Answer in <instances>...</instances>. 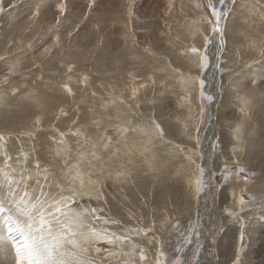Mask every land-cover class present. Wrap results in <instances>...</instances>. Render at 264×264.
<instances>
[{
    "label": "rangeland",
    "instance_id": "rangeland-1",
    "mask_svg": "<svg viewBox=\"0 0 264 264\" xmlns=\"http://www.w3.org/2000/svg\"><path fill=\"white\" fill-rule=\"evenodd\" d=\"M58 2L59 0H0V82L3 81L4 73H6L9 64L13 62L19 63L16 74L10 77L11 84L7 87V90H5L3 83H0V96H4L6 101L5 105L0 107V131L6 130L11 132L17 145L23 148H29L33 141L23 136L17 138L16 132L22 133L26 128L31 129L33 122L39 118L42 124L38 126L35 144L43 160L51 159L49 144L51 142V130L54 127L67 131L71 126V122L77 120L78 117L80 123L86 121L91 124L93 117L100 119V113L102 111L107 116L108 110L102 109L101 105L113 98L117 100L123 99L125 101L124 104L119 105V109L123 113H128L129 118L133 120L137 118L139 121H146L149 115L155 111L157 116H162L169 127L176 133L174 140L177 143L183 141V146L188 148L194 146V141L189 142L186 139L183 131L184 126L188 124L191 127L198 118L203 119V124L201 125L202 131L200 133L202 145L208 142L209 136L210 143L218 141V145L215 152L210 149L211 153H204L203 162L195 155H193V159L197 163L204 164L206 179L208 172H215L216 179L219 181L216 184V188L222 189V191L210 194L206 188L205 193L202 195V207L205 214H203L204 218L201 219L197 231L203 230L206 239V244L203 248V264H232L234 253L240 247H243V252L241 253L243 264H264V224L255 220L251 221L247 226L246 235L243 241H241L240 225L226 219L222 211L226 207L229 209L236 207L234 205L235 196L243 193L247 200L248 196L254 192L253 179L250 173L246 188L243 177L238 180L236 176H232L225 182L222 179V166L224 163L228 162L229 168H234L236 165H233L231 161L235 159L238 161L237 164H240L239 166L244 165V167L246 166V168L255 171L256 174L258 172L260 173L261 167L264 166V148L262 149L264 141L261 142V140H264V83H258L256 86L242 83L237 87V80L243 81L245 78L235 75L244 66L245 62L251 63L254 60L264 59L260 54V48L264 47V15L260 13L259 9L253 11L249 7L255 0H236L235 6L229 0L226 6L230 9L231 14L221 22L225 29V45L222 50L218 43V37L211 32V25L208 23V19L211 18L210 12L206 7L203 10L195 7L198 3L206 5L207 0H95L94 8L87 16L85 14L89 12L87 7L88 0H67L69 9L67 18H62V22L57 25L56 17L58 13L56 12V5ZM212 2L217 7H220L218 0H212ZM37 3L40 4L39 14L33 16L32 13L36 10ZM130 3L134 13L131 21H129L128 15ZM170 4L171 11H169ZM13 5L15 7H12ZM157 11L159 12L157 13ZM158 15L161 16L159 17ZM151 19L157 22L155 23ZM70 31L73 33L71 37L68 35ZM57 35L60 37L59 47L53 43ZM204 36H208L212 41L207 49L209 69L207 68L203 73L206 84L204 93L206 96L212 95V97L219 94V101H216L215 104H210L207 100H201L199 96L200 89L197 86L191 90L189 104L181 99L185 95V92L179 85V82L173 79L170 72L166 73L159 69L166 67L169 61H171L173 64L179 63L184 67V75L199 78L201 71L198 65L191 62L185 64L184 58L180 56V53L191 47H197L201 51H204ZM121 37H123L122 40ZM145 47H148L153 55L150 56L145 53ZM44 48H50L52 50L51 58L47 54L41 55ZM188 56L191 57V54L189 53ZM217 57H220V60ZM214 58L218 60L216 67L218 82H214V77L211 76ZM36 64H41V67H35ZM68 64L76 65V69L71 74L73 77L71 87L73 88L74 95L63 93L59 87L60 83L67 79ZM218 67L225 69L231 68L233 72H221L218 70ZM84 73L90 76L87 84L79 83ZM148 76L153 77L154 84L151 80L147 79ZM39 77H43V79H38ZM140 84H145L146 87L140 88ZM17 86H19L21 91L37 92L42 98L43 104L38 102L34 111L21 108L15 102L16 97L11 95V91ZM134 88L138 89V94L135 99H131ZM258 92L260 93L258 94ZM237 94L239 96H246L249 102L251 100L246 114L244 113L245 115L240 111L241 104ZM223 95L227 98H224V102L220 103L222 97H224ZM256 104H259V106ZM202 105L205 108L203 116H201L200 112ZM209 105L212 108H209ZM61 108L68 113L67 117L60 116L59 109ZM211 109L213 111L212 118L209 116ZM224 115L225 117L231 115L230 120L232 122L230 123L228 120L219 119ZM241 117L243 119L245 117L244 121L247 118L245 122L247 123L250 120V123L248 122L249 124H246L242 121L243 119ZM253 118L262 119L261 122L263 121V123L261 126L259 125L260 129H257L259 127L258 125L253 124ZM240 123L242 124L240 125ZM252 124L253 126H251ZM237 125L242 126L240 144L242 147L240 146L239 151V153L241 152V156L239 155L235 158L232 153L235 141L231 137L233 129ZM249 127L250 129H247ZM177 129L178 131H176ZM254 129H256V132ZM89 131L92 133L97 131L102 132L103 128L97 129L93 126ZM108 134L114 135L111 130H109ZM136 137L135 135H129L128 139L120 144L118 156L112 157L109 161V163L114 161L111 166L113 168H119L121 165H125L132 169L135 177L134 181H129L123 185L108 178L109 173L107 167L103 172L94 169L95 175L93 176V180H98V183H95L94 186H89L92 191V199L89 200L87 195H85L83 200L78 199L77 203L89 207L103 208L105 211L100 214L101 217L123 219L122 222L123 224L125 223V226L147 228L151 227L154 223L155 228L152 233L136 238L139 243H145V251L148 254L147 264H153L156 248L154 244L147 245V241L152 239L153 235L164 242V250L171 257L174 254L177 239L176 232L171 229V224L179 223L181 229H187L196 225L197 196L194 193L193 183L196 177V167L190 161L182 159L179 154L173 153L170 148L161 145H156L147 152L145 148L149 146L140 138ZM257 138L261 139L258 140ZM68 139L72 140L71 137H68ZM246 140H250V143H246ZM53 147L55 146L53 145ZM223 148L226 151L225 156L222 152L224 150ZM249 148L250 150H248ZM219 150H221L222 154ZM251 150V155L246 153V151L249 152ZM113 151L116 150L113 149ZM167 152L168 155H166ZM254 152L255 154H253ZM172 154L174 156L176 155V157L178 156V158H174ZM257 154L260 156H256ZM110 156V153L107 154L105 159H109ZM154 156L156 163L162 166V171L153 172L150 169L149 164L153 161ZM168 156H170V159ZM249 156L251 158L248 159ZM251 160L253 165L250 164ZM247 161L248 164H246ZM166 163H168V166ZM166 172L168 173L167 176L164 174ZM171 173L174 174L172 175ZM142 175L145 177L143 176V178ZM171 179L173 180L171 181ZM163 181H165L164 183L167 182L166 185ZM160 182H162L163 186L162 184H158ZM226 183L228 184L225 185ZM133 184L137 185L134 187ZM169 184L171 188H168ZM179 185L181 186L179 187ZM166 186L169 191H174L169 193ZM187 186H189V190ZM140 187L146 189L141 190ZM226 187L228 188L226 189ZM164 190L167 192H163ZM187 190L188 192H186ZM132 192L134 195L131 194ZM97 193L101 194L99 198L96 195ZM172 193H176L175 196L178 197L175 203L176 205L173 200L175 196ZM152 194L157 197L155 196L154 199V195ZM161 194L163 195L160 196ZM184 194L185 196H183ZM170 195L174 197L172 198ZM167 196H170V199H166L165 202L168 201L167 204L169 203L170 205L164 202ZM259 198L257 194V199L259 200ZM161 199L164 200L160 201ZM135 202L140 205H136ZM186 202L190 204L188 210L189 213H192L190 220H185L184 217L185 212L183 207L188 204ZM174 205L179 207L173 209L172 215L170 213L167 215L169 217V223L161 227L162 220L166 215L163 214V211L166 209L165 207H175ZM213 206H216V211H218L216 213L218 215L216 219L218 222H214V218L213 220L211 219ZM113 207L118 208L120 212L114 214ZM143 208L146 209L144 210ZM142 211L145 212L143 213ZM255 211L254 209L252 212H247L245 216L253 215ZM125 213H130V215L132 213V215L138 214L139 216L135 215V219L129 220ZM154 213L156 216L158 214V218L155 217ZM178 215L181 216L179 217ZM2 216L3 214L0 213V218ZM89 223H92V221L90 220ZM220 225H224L223 230L216 231ZM94 226L99 228L101 227V223L96 222ZM213 231H216L215 243H213L212 237L210 236V232ZM200 245L201 235L199 234V248ZM98 246L101 247L102 255L105 258L103 264H116L117 258L108 256L109 246L103 243ZM196 248L197 237L194 235L193 243L184 249L181 253L182 257L191 260L193 254L196 252ZM93 255L96 254L93 252ZM199 258L200 251L197 257L198 261Z\"/></svg>",
    "mask_w": 264,
    "mask_h": 264
},
{
    "label": "snow or ice",
    "instance_id": "snow-or-ice-1",
    "mask_svg": "<svg viewBox=\"0 0 264 264\" xmlns=\"http://www.w3.org/2000/svg\"><path fill=\"white\" fill-rule=\"evenodd\" d=\"M229 0H218L220 7H217L212 0H207L206 5L196 4L197 9L207 8L211 18L208 23L211 25V32L218 37V43L223 49L225 45L224 27L222 21L228 17L231 12L226 6ZM95 0H88L87 7L89 15L94 8ZM235 6L236 0H231ZM12 7H15L13 5ZM253 11L259 9L264 15V0H255L249 6ZM40 4H36V10L33 16L39 14ZM67 0H59L56 5V24L62 22V18H67L68 12ZM171 11V4L169 5ZM167 14V13H166ZM129 21L133 17V9L130 3L128 9ZM78 27V26H77ZM71 37L73 33L70 31ZM60 37L57 35L53 41L54 45L59 47ZM212 43L208 36H204V51L197 47H191L180 56L184 58L185 64L188 62L197 64L201 76L193 78L184 75V67L171 61L160 71L170 72L173 79L179 82L185 95L181 97L190 104L191 90L197 86L200 89L199 96L201 100L213 101L212 95H205L206 87L203 78L204 71L209 66L207 55L208 46ZM255 47V45H253ZM144 52L153 55L148 47ZM191 54V57L188 54ZM47 54L52 56L50 48H44L41 55ZM260 54L264 57V47L260 48ZM219 60L220 57H217ZM19 67L18 62L9 64L2 82L5 90L11 84L10 77L16 74ZM35 67H41L36 64ZM76 69L75 64L67 65V79L59 85L61 91L67 95H74L71 83L73 80L72 73ZM221 72H233L231 68L220 67ZM131 75V74H130ZM237 77H244L243 81L237 80V87L240 84L256 86L258 83H264V59L254 60L251 63L245 62L239 72L235 73ZM38 79H43L39 77ZM153 84L155 83L152 76L147 77ZM90 76L84 73L79 83L87 84ZM135 80V78H134ZM146 87L140 84V88ZM138 89L132 90L131 99H135ZM11 95L16 97V103L23 109L35 110L36 104H43V100L37 92L21 91L19 86L11 91ZM94 95V94H93ZM241 113L247 111L249 100L245 96H239ZM6 103L5 97L0 96V107ZM124 103L123 99H111L102 103L101 108L107 111L100 113V119L93 117L91 124L88 122H71L67 131L53 128L51 130V142L49 144L51 159H41L40 152L36 148L37 129L42 121L37 118L33 122L31 129H24L23 132H16V137L21 136L33 141L29 148H23L15 143L11 132L0 131V264H103L105 259L102 255V249L98 245L103 243L109 246L108 256L116 257V264H147L148 254L145 251V245L139 243L136 238L141 235L147 236L153 232L155 224L151 227H132L125 226L122 219L110 217H101L100 213L104 212L103 208L89 207L77 203V200H83L85 195L92 199V191L89 187L98 180H93L95 175L94 169L105 171L106 167L110 179L120 184L134 181L133 170L125 165L119 168L111 167L109 161L112 157H117L120 151V144L126 141L129 135H135L146 143L145 151H150L152 147L161 145L170 148L173 153L179 154L182 159L195 164L196 177L193 181L194 190L197 197L202 196L207 188L209 193L219 192L222 189L216 188L219 181L216 179L215 172L207 173L203 163H197L193 155L203 160L204 152L201 143V125L203 119L198 118L191 127L184 126V136L189 142L194 141L191 148L184 147L183 141L177 143L174 140L175 132L169 127L162 116H157L153 111L146 121L133 120L129 118L128 113H123L119 105ZM161 103H163L161 101ZM138 107V105H137ZM201 116L205 113L202 105L200 108ZM61 117H67L68 113L62 108L59 109ZM58 119V118H57ZM97 129L103 128V131L92 133L91 127ZM111 130L114 135H109ZM178 131V129H177ZM71 137L72 140H69ZM232 139L235 146L232 148L233 156L240 151L241 144V126L237 125L233 129ZM53 145L55 147H53ZM218 141L210 143L213 152L216 151ZM115 149L116 151H113ZM111 154L109 159H105L107 154ZM234 168H229L228 162L222 166V179L227 182L230 177L236 176L239 180L243 177L245 188L248 186V180L253 179L254 192L251 193L247 200L243 193L234 197L236 207L229 209L224 208L223 214L229 219L240 225V239L243 241L246 235L248 224L255 220L264 224V166L261 167L257 176L244 166H239L237 161H231ZM149 167L155 171H162V166L153 161ZM250 173V175H249ZM259 195V200L257 199ZM97 197L101 195L96 194ZM255 211V214L245 216V213ZM128 219H134V215H129ZM92 223H89V221ZM96 222L101 223V227L94 226ZM169 223V217L164 216L161 227ZM199 222L193 227L181 229L179 224H171V229L176 232L177 239L174 254L169 257L164 250V242L153 235L152 239L147 241V245H155V257L153 264H200L197 257L199 255ZM224 225H220L216 231H222ZM216 231L210 232L213 243H215ZM197 237V248L191 260L183 258L181 253L193 243V236ZM93 252L96 255H93ZM243 247L238 248L234 253L232 264H243L241 253ZM138 257V259H137ZM123 258V259H121Z\"/></svg>",
    "mask_w": 264,
    "mask_h": 264
},
{
    "label": "bare ground",
    "instance_id": "bare-ground-1",
    "mask_svg": "<svg viewBox=\"0 0 264 264\" xmlns=\"http://www.w3.org/2000/svg\"><path fill=\"white\" fill-rule=\"evenodd\" d=\"M164 6H165V5H164ZM173 7H174V6H173ZM175 9H176V8H175ZM117 10H118V9H117ZM176 11H177V10H176ZM158 12H159V11H157V13H158ZM154 14H155V13H154ZM150 15H151V14H150ZM158 16H159V15H158ZM160 16H161V15H160ZM160 16H159V17H160ZM150 18H151V17H150ZM146 19H147V18H146ZM151 20H152V19H151ZM165 20H166V19H165ZM152 21H154V20H152ZM148 22H149V21H148ZM150 22H151V21H150ZM154 22L156 23L157 21L155 20ZM146 23H147V22H146ZM158 23H159V22H158ZM165 23H166V22H165ZM189 23H190V22H189ZM160 24H161V23H160ZM160 24H159V25H160ZM148 25H149V24H148ZM155 25H156V24H155ZM153 26H154V25H153ZM206 30H207V29H206ZM130 31H131V30H130ZM166 32H167V31H166ZM148 33H149V32H148ZM128 34H129V33H128ZM121 36H122V35H121ZM123 37H124V36H123ZM123 37H121V40H122ZM129 40H130V39H129ZM141 40H142V39H141ZM150 40H151V39H150ZM115 41H116V40H115ZM144 41H145V40H144ZM120 42H121V41H120ZM123 42H124V41H123ZM156 42H157V41H156ZM126 44H127V43H126ZM151 44H153V43H151ZM154 45H155V44H154ZM216 46H217V45H216ZM217 49H218V48H217ZM218 51H219V49H218ZM120 53H122V52H120ZM215 53H216V51H215ZM217 53H218V52H217ZM222 53H223V52H222ZM220 54H221V53H220ZM103 56H104V55H103ZM120 56H121V55H120ZM219 56H220V55H219ZM104 57H105V56H104ZM123 57H124V56H123ZM132 57H133V56H132ZM136 57H137V56H136ZM139 57H140V56H139ZM119 58H120V57H119ZM120 59H121V58H120ZM126 59H127V58H126ZM221 59H222V58H221ZM212 60H213V59H212ZM219 60H220V59H219ZM128 61H129V60H128ZM130 61H131V60H130ZM221 61H222V60H221ZM131 62H132V61H131ZM141 62H142V61H141ZM219 63H220V62H219ZM217 64H218V60L214 58L213 69L211 70V71H212V75H211V76L214 77V82H218V81H217V78H218L217 75H218V74H217V70H216ZM104 65H105V64H104ZM135 65H136V64H135ZM141 65H142V64H141ZM137 66H138V65H137ZM30 67H31V66H30ZM101 67H102V66H101ZM134 68H135V67H134ZM218 68H219V67H218ZM237 68H238V67H237ZM100 69H101V68H100ZM139 69H140V68H139ZM191 69H192V68H191ZM208 69H209V66H208ZM210 69H211V68H210ZM42 70H43V69H42ZM128 70H129V69H128ZM210 73H211V72H210ZM221 74H222V73H221ZM221 74H220V75H221ZM13 76H14V75H13ZM211 76H210V77H211ZM206 77H207V76H206ZM236 78H237V77H236ZM25 80H26V79H25ZM44 80H45V79H44ZM209 80H210V78H209ZM38 81H39V80H38ZM207 81H208V80H207ZM22 83H23V82H22ZM220 83H221V82H220ZM214 84H215V83H214ZM225 85H226V84H225ZM259 85H260V84H259ZM55 86H56V85H55ZM243 86H244V85H243ZM56 87H57V86H56ZM215 88H216V87H215ZM217 90H218V88H217ZM213 91H214V90H213ZM216 92H217V91H216ZM243 93H244V92H243ZM259 93H260V92H258V94H259ZM263 93H264V92H263ZM227 94H228V92H227ZM244 94H245V93H244ZM235 95H236V94H235ZM261 95H262V94H261ZM220 96H222V95H220ZM223 96H224V95H223ZM247 96H248V94H247ZM255 96H256V94H255ZM245 97H246V96H245ZM250 97H252V96H250ZM262 97H263V96H262ZM262 97H261V98H262ZM220 98H221V97H220ZM224 98H225V96L222 97L220 103L224 102V100H225L227 97H226L225 99H224ZM231 98H232V97H231ZM252 98H253V97H252ZM256 98H257V97H256ZM256 98H255V99H256ZM255 99H254V101H255ZM97 100H98V99H97ZM44 101H45V100H44ZM216 101H217V102L219 101V94H216V95L213 97V101L210 102V104H213V103L215 104ZM233 101H234V100H233ZM54 102H55V101H54ZM124 102H125V101H124ZM250 102H251V100H250ZM250 102H249V103H250ZM252 102H253V101H252ZM255 102H256V101H255ZM260 102H261V101H260ZM263 102H264V100H263ZM263 102H262V103H263ZM236 103H237V102H236ZM123 104H124V103H123ZM218 104H219V103H218ZM218 104H217V105H218ZM250 104H251V103H250ZM236 105H237V104H236ZM252 105H253V104H252ZM256 105H257V104H256ZM262 105H263V104H262ZM36 106H37V105H36ZM42 106H43V105H42ZM221 106H222V105H221ZM248 106H249V105H248ZM250 106H251V105H250ZM253 106H255V105H253ZM257 106H259V104H258ZM257 106H256V107H257ZM44 107H45V106H44ZM82 107H83V106H82ZM251 107H252V106H251ZM209 108H212V106L209 105ZM247 108H248V107H247ZM153 109H154V108H153ZM181 109H182V108H181ZM186 109H187V108H186ZM213 109H214V108H213ZM250 109H252V108H250ZM256 109H257V108H256ZM224 110H225V109H224ZM226 110H227V109H226ZM262 110H263V109H262ZM227 111H228V110H227ZM227 111H226V113H227ZM257 111H259V109H257ZM239 112H240V111H239ZM252 112H253V111H252ZM254 112H255V111H254ZM263 112H264V111H263ZM53 113H55V112H53ZM256 113H257V112H256ZM256 113H254V114H256ZM188 114H189V113H188ZM212 114H213V111H212V109H211V110H210V113H209L210 118H212ZM229 114H232V113H229ZM233 114H234V112H233ZM243 114H244V113H243ZM250 114H251V113H250ZM250 114H249V115H250ZM170 115H171V114H170ZM175 115H176V114H175ZM244 115H245V114H244ZM165 116H166V115H165ZM261 116H263V115H261ZM29 117H30V116H29ZM245 117H246V116H245ZM245 117H244V119H245ZM230 118H231V115H228L227 117H225V115H224V116H221V118H219V119H222V120H223V119H224V120H228V122L231 123L232 120H230ZM141 119H143V118H141ZM241 119H243V118L241 117ZM244 119H243L242 121H244ZM253 119H254V118H253ZM263 119H264V118H263ZM134 120H135V119H134ZM136 120H137V118H136ZM246 120H247V118H246ZM246 120H245V121H246ZM261 120H262L261 118H256V119L253 120V124L258 125V126H259V125L261 126L262 123H263V121L261 122ZM245 121H244V122H245ZM249 121H250V120H249ZM249 121H248V122H249ZM251 121H252V119H251ZM185 122H186V121H185ZM248 122H247V123H248ZM260 122H261V123H260ZM221 123H222V122H221ZM230 123H229V124H230ZM245 123H246V122H245ZM247 123H246V124H247ZM249 123H250V122H249ZM249 123H248V124H249ZM259 123H260V124H259ZM222 124H223V123H222ZM225 124H226V123H225ZM238 124H239V123H238ZM241 124H242V123H240V125H241ZM253 124H252L251 126H253ZM1 125H2V124H1ZM32 125H33V124H32ZM173 125H175V124H173ZM187 125H188V124H187ZM180 126H182V125H180ZM188 126H189V125H188ZM249 126H250V125H249ZM260 126L257 127V129H260ZM171 127H172V124H171ZM226 127H227V125H226ZM241 127H242V126H241ZM243 127H244V126H243ZM247 127H248V125H247ZM173 128H174V127H173ZM180 128H181V127H180ZM263 128H264V127H263ZM221 129H222V128H221ZM225 129H226V128H225ZM225 129H224V130H225ZM243 129H244V128H243ZM247 129H250V127L247 128ZM219 130H220V127H219ZM224 130H222V131H224ZM254 130H255V132H256V129H254ZM176 131H177V130H176ZM183 131H184V130H183ZM247 131H248V130H247ZM247 131H246V133H247ZM249 132H250V131H249ZM255 132H254V133H255ZM257 132H258V131H257ZM263 132H264V131H263ZM181 133H182V132H181ZM221 133H222V132H221ZM221 133H220V134H221ZM261 133H262V131H261ZM222 134H223V133H222ZM223 135H224V134H223ZM226 135H227V134H226ZM241 135H242V134H241ZM256 135H257V134H256ZM181 136H182V135H181ZM245 136H246V135H245ZM251 136H253V135H251ZM257 136H258V135H257ZM259 136H260V135H259ZM212 137H213V136H212ZM222 137H223V136H222ZM243 137H244V135H243ZM246 137H247V136H246ZM136 138H137V137H136ZM208 138H209L208 142L205 143V144L203 145V151H204L205 154H206V153H207V154L211 153V151H210V149H211V148H210V136H209ZM227 138H228V137H227ZM231 138H232V137H231ZM252 138H255V137H252ZM261 138H263V137H261ZM261 138H259V139H261ZM221 139H222V138H221ZM223 139H225V138H223ZM243 139H244V138H243ZM243 139H242V140H243ZM257 139H258V138H257ZM259 139H258V140H259ZM211 140H212V139H211ZM229 140H230V139H229ZM229 140H228V141H229ZM255 140H256V139H255ZM222 141H223V140H222ZM225 141H226V140H225ZM244 141H245V139H244ZM249 141H250V140H246V143H248ZM253 141H254V140H253ZM262 141H264V140H261V142H262ZM232 142H233V141H232ZM222 143H223V142H222ZM249 143H250V142H249ZM252 143H254V142H252ZM256 143H258V142L256 141ZM233 144H234V143H233ZM233 144H232V145H233ZM249 145H250V144H249ZM225 146H226V145H225ZM240 146H241V145H240ZM247 146H248V145H247ZM247 146H246V148H247ZM256 146H257V145H256ZM262 146H263V145H262ZM262 146H261V147H262ZM192 147H193V146H192ZM241 147H242V146H241ZM244 147H245V146H244ZM204 148H205V149H204ZM251 148H252V147H251ZM255 148H256V147H255ZM263 148H264V146L262 147V149H263ZM223 149H224V150H223ZM223 149H222V150H223L222 152H223V154H224V156H225L226 151H225V148H223ZM228 149H229V148H228ZM262 149H261V150H262ZM226 150H227V149H226ZM246 150H247V149H246ZM248 150H250V148H249ZM256 150H257V149H256ZM159 151H160V150H159ZM219 151H220V153L222 154L221 150H219ZM254 151H255V150H254ZM258 151H260V150H258ZM147 152H148V151H147ZM153 152H154V150H153ZM155 152H156V151H155ZM165 152H166V151H165ZM168 152H170V151H168ZM168 152H167L166 155H168ZM250 152H252V150L249 151V152L246 151L247 154H250V155H251ZM156 153H157V152H156ZM171 153H172V152H171ZM257 153H258V152H257ZM263 153H264V151H263ZM151 154H153V153H151ZM164 154H165V153H164ZM240 154H241V152H240V153L238 152V153L235 155V158H237ZM253 154H255V152H254ZM260 154H261V153H260ZM172 155H173L174 158L176 157V155H175V156H174V154H172ZM242 155H245V154H242ZM147 156H148V155H147ZM163 156H164V155H163ZM170 156H171V155H170ZM170 156H168V158H169ZM217 156H218V155H217ZM240 156H241V155H240ZM247 156H248V155H247ZM256 156H260V155L257 154ZM261 156H262V154H261ZM149 157H152V156H149ZM154 157H155V156H154ZM164 157H167V156H164ZM254 157H255V156H254ZM47 158H48V157H47ZM162 158H163V157H162ZM168 158H167V159H168ZM176 158H178V156H177ZM219 158H220V157H219ZM226 158H227V157H226ZM242 158H243V157H242ZM249 158H251V156H249L248 159H249ZM256 158H257V157H256ZM259 158H260V157H259ZM149 159H150V158H149ZM157 159H158V158H157ZM169 159H170V158H169ZM227 159H228V158H227ZM159 160H160V159H159ZM162 160H163V159H162ZM242 160H243V159H242ZM253 160H254V159H253ZM172 161H173V159H172ZM177 161H178V160H177ZM245 161H246V160H245ZM248 161H249V160H248ZM248 161H247L246 164H248ZM257 161H259V160H257ZM130 162H131V161H130ZM155 162H156V159H155ZM164 162H165V161H164ZM202 162H203V161H202ZM237 162H238V161H237ZM243 162H244V161H243ZM113 163H114V161H112V162L110 163L111 166H112ZM160 163H162V162H160ZM171 163H172V162H171ZM239 163H240V162H239ZM254 163H255V162H254ZM258 163H259V162H258ZM166 164H167V166H168V163H166ZM190 164H191V163H190ZM242 164H243V163H242ZM244 164H245V163H244ZM250 164L253 165L252 160L250 161ZM147 165H148V164H147ZM163 165H164V164H163ZM171 165H173V164H171ZM238 165H240V164H238ZM255 165H256V163H255ZM260 165H261V164H260ZM167 166H166V168H167ZM243 166H244V165H243ZM164 167H165V166H164ZM245 167H246V166H245ZM147 168H148V167H147ZM166 168H165V169H166ZM170 168H171V166H170ZM255 168H256V167H255ZM257 168H259V167H257ZM150 169H151V168H150ZM172 169H173V168H172ZM168 170H169V169H168ZM177 170H178V169H177ZM136 171H137V170H136ZM149 171H150V170H149ZM170 171H171V170H170ZM167 172H168V171H167ZM167 172L164 173L166 176L168 175ZM186 172H187V171H186ZM150 173H151V172H150ZM171 174H172V173H171ZM173 174H174V173H173ZM173 174H172V175H173ZM258 174H259V172H258ZM258 174H257V175H258ZM143 176H144V175H142V177H143ZM145 176H147V174H145ZM145 176H144V177H145ZM149 176H150V174H149ZM152 176H153V174H152ZM152 176H151V177H152ZM170 176H171V175H170ZM187 176H188V175H187ZM142 177H140V178H142ZM144 177H143V178H144ZM174 177H175V176H174ZM143 178H142V179H143ZM179 178H180V177H179ZM145 179H146V178H145ZM145 179H144V180H145ZM148 179H149V177H148ZM164 179H165V178H164ZM167 179H168V178H167ZM169 180H170V178H169ZM172 180H173V179H171V181H172ZM179 180H180V179H179ZM137 181H138V179H137ZM147 181H149V180H147ZM166 181H168V180H166ZM108 182H110V181H108ZM140 182H141V181H140ZM140 182H139V183H140ZM144 182H145V181H144ZM153 182H154V181H153ZM164 182H165V181H163V183H164ZM137 183H138V182H137ZM166 183H167V182H166ZM166 183H164V184L166 185ZM112 184H113V183H112ZM141 184H142V183H141ZM144 184H145V183H144ZM158 184L160 185V184H162V182H160V183H158ZM172 184H173V183H172ZM182 184H183V183H182ZM182 184H181V185H182ZM227 184H228V183H226L225 185H227ZM123 185H124V184H123ZM133 185H134V184H133ZM136 185H137V184H135L134 187H135ZM138 185H139V184H138ZM142 185H143V184H142ZM142 185H140V186H142ZM147 185H148V184H147ZM147 185H146V186H147ZM151 185H152V184H151ZM159 185H158V187H159ZM173 185L175 186V184H173ZM176 185H177V184H176ZM181 185H179V187H180ZM148 186H149V185H148ZM162 186H163V184H162ZM122 187H123V186H122ZM127 187H128V186H127ZM169 187H170V184H169L168 188H169ZM172 187H173V186H172ZM187 187H188V190H189V186H187ZM109 188H110V187H109ZM116 188H117V187H116ZM119 188H120V187H119ZM130 188L133 189L132 187H130ZM137 188H138V187H137ZM140 188H141V187H140ZM156 188H157V187H156ZM166 188H167V186H166ZM168 188H167V190L169 191ZM170 188H171V187H170ZM174 188L176 189V187H174ZM174 188H173V189H174ZM183 188H184V187H183ZM227 188H228V187H226V189H227ZM128 189H129V188H128ZM131 189H129V190H131ZM145 189H146V188H144V189L141 188V190H145ZM163 189H164V188H163ZM181 189H182V188H181ZM248 189H249V188H248ZM110 190H111V189H110ZM125 190H126V189H125ZM151 190H152V189H151ZM188 190H187L186 192H188ZM224 190H225V189H224ZM229 190H230V189H229ZM98 191H99V190H98ZM114 191H115V190H114ZM148 191H149V190H148ZM161 191H162V190H161ZM171 191H172V190H171ZM171 191H169V193H170ZM173 191H174V190H173ZM173 191H172V192H173ZM183 191H185V190H183ZM193 191H194V190H193ZM231 191H232V190H231ZM249 191H250V190H249ZM99 192H100V191H99ZM109 192H110V191H109ZM118 192H119V191H118ZM142 192H143V191H142ZM157 192H158V189H157ZM163 192H167V191L164 190ZM181 192H182V191H181ZM191 192H192V191H191ZM159 193H160V192H159ZM177 193H178V192H177ZM179 193H180V192H179ZM182 193H183V192H182ZM194 193H195V192H194ZM194 193H193V194H194ZM117 194H118V193H117ZM131 194H133V192H132ZM136 194H137V192H136ZM136 194H135V195H136ZM142 194H143V193H142ZM145 194H146V193L144 192V195H145ZM172 194H174V196H175L176 193H172ZM185 194H186V193H185ZM185 194H184L183 196H185ZM133 195H134V194H133ZM144 195H143V196H144ZM152 195H154V194H152ZM162 195H163V194H161L160 196H162ZM164 195H165V194H164ZM177 195H179V194H177ZM194 195H195V194H194ZM194 195H193V196H194ZM112 196H114V195H112ZM123 196H124V195H123ZM123 196H122V198H123ZM127 196H128V194H127ZM145 196H146V195H145ZM148 196H149V194H148ZM155 196H156V195H154V199H155ZM170 196H171V195H170ZM170 196H169V197L167 196V197L165 198V200H164V199H161L160 201H163V200H164V202H165L166 199H167V200L170 199ZM174 196H173V197H174ZM179 196H180V195H179ZM188 196H189V193H188ZM108 197H109V196H108ZM110 197H111V195H110ZM129 197H130V196H129ZM150 197H151V196H150ZM156 197H157V196H156ZM158 197H159V196H158ZM171 197H172V196H171ZM173 197H172V198H173ZM181 197H182V196H181ZM194 197H195V196H194ZM106 198H107V197H106ZM124 198H125V197H124ZM136 198H137V197H136ZM144 198H145V197H144ZM163 198H164V196H163ZM174 198H175V199H174ZM174 198H173V200H174V204H175V203H176V200L178 199V197L175 196ZM182 198H183V197H182ZM115 199H116V198H115ZM120 199H121V197H120ZM139 199H140V198H139ZM159 199H160V198H159ZM185 199H186V198H185ZM187 199H188V198H187ZM110 200H111V199H110ZM131 200H132V199H131ZM133 200H134V199H133ZM146 200H147V199H146ZM150 200H151V199H150ZM179 200H181V199H179ZM115 201H116V200H115ZM136 201H137V200H136ZM144 201H145V200H144ZM148 201H149V199H148ZM160 201H159V202H160ZM171 201H172V200H171ZM171 201H170V202H171ZM191 201H192V200H191ZM196 201H197V202H196V203H197V205H196L197 209H196V216H195V219H196V224H197V222L200 223L201 219L204 218V217H203V214H205V213H204V211H203V207H202V204H203V203H202V196L197 197V200H196ZM110 202H111V201H110ZM139 202H140V200H139ZM152 202H153V201H152ZM159 202H158V203H159ZM167 202H168V201H167ZM167 202H165V203L167 204ZM172 202H173V201H172ZM182 202H183V201H182ZM102 203H104V202H102ZM114 203H115V202H114ZM131 203H132V202H131ZM135 203H136V202H135ZM135 203H134V204H135ZM186 203H188V202H186ZM138 204H139V203H138ZM138 204L136 203V205H138ZM159 204H160V203H159ZM168 204H169V203H168ZM168 204H167V205H168ZM107 205H108V204H107ZM131 205H132V204H131ZM139 205H140V204H139ZM143 205H144V204H143ZM143 205H142V207L145 206V205H144V206H143ZM155 205H156V204H155ZM169 205H170V204H169ZM175 205H176V204H175ZM175 205H174V206H175ZM183 205H184V204H183ZM183 205H182V206H183ZM214 205H215V204H214ZM133 206H134V205H133ZM133 206H132V207H133ZM149 206H150V205H149ZM149 206H148V207H149ZM189 206H190V204L188 203V204H186V205L183 207V208H184V212H185V213H184V215H185V216H184V217H185V220H190V219H191V216H192V213H191V212L189 213V211H188V210H189ZM106 207H107V206H106ZM116 207H117V206H116ZM153 207H154V206H153ZM153 207H152V208H153ZM177 207H179V206H175V207H171V206H169V207H165L166 209L163 211V212H164L163 214L168 215V214L170 213V214L172 215L173 209H175V208H177ZM113 208H114V209H113V213H114V214H118V213L120 212V211H118V208H115V207H113ZM139 208H140V207H139ZM149 208H150V207H149ZM157 208H158V207H157ZM161 208L164 209V207H162V206H161ZM183 208H182V209H183ZM127 209H128V208H127ZM143 209H144V208H143ZM143 209H142V210H143ZM145 209H146V208H145ZM145 209H144V210H145ZM158 209H159V208H158ZM104 210H105V209H104ZM121 210H122V209H121ZM129 210L131 211V209H129ZM132 210H133V209H132ZM137 210H139V209H137ZM216 210H217L216 206H215V207L213 206V209L211 210V211H212V213H211L212 218H211V219L213 220V218H214V222H218V220H216V219L218 218V215L216 214L218 211H216ZM117 211H118V212H117ZM126 211H127V210H126ZM140 211H141V210H140ZM140 211H139V212H140ZM151 211H152V210H151ZM151 211H150V212H151ZM142 212H143V211H142ZM144 212H145V211H144ZM144 212H143V213H144ZM159 212H160V211H159ZM177 212H178V211H177ZM135 213H136V212H135ZM137 213H138V212H137ZM155 213H156V212H155ZM155 213H154V214H155ZM181 213H182V212H181ZM100 214H101V213H100ZM104 214H105V213H104ZM109 214H110V213H109ZM121 214H122V213H121ZM125 214H126L127 216L130 215V213H125ZM125 214H124V215H125ZM132 214H133V213H132ZM132 214H131V215H132ZM148 214H149V213H148ZM135 215H138V214H135ZM135 215H134V216H135ZM145 215H146V214H145ZM145 215H144V216H145ZM102 216H103V215H102ZM120 216H121V215H120ZM138 216H139V215H138ZM146 216H147V215H146ZM146 216H145V217H146ZM151 216H152V215H151ZM157 216H158V214H157ZM157 216H156V214H155V217H157ZM173 216H174V215H173ZM175 216H176V214H175ZM178 216L180 217L181 215H178ZM161 217L163 218V216H161ZM171 217H172V216H171ZM146 218H147V217H146ZM157 218H158V217H157ZM174 218H175V217H174ZM134 219H135V218H134ZM150 219H151V218H150ZM220 219H221V218H220ZM122 220H123V219H122ZM137 220H138V219H137ZM221 220H222V219H221ZM126 223H127V222H126ZM128 223H129V222H128ZM140 223H141V222H140ZM220 223H221V222H220ZM124 224H125V223H124ZM136 224H137V223H136ZM178 224H179V223H178ZM181 224H182V223H181ZM221 224H222V223H221ZM98 225H99V223H98ZM134 225H135V224H134ZM126 226H127V225H126ZM135 226H136V225H135ZM166 226H167V225H166ZM168 226H169V225H168ZM232 227H233V226H232ZM234 228H235V227H234ZM261 228H262V227H261ZM169 229H170V228H169ZM183 229H184V228H183ZM253 229H254V228H253ZM230 230H231V228H230ZM232 230H233V229H232ZM256 230H257V229H256ZM233 231H234V230H233ZM253 231H255V230H253ZM170 232H171V231H170ZM170 232H169V233H170ZM198 232H199V234L201 235V245H200V258H199V262H200V264H203V262H204L203 248H204V246H205V244H206V239H205V237H204V231H203V230H199ZM170 234H171V233H170ZM141 241H142V240H141ZM144 244H145V243H144Z\"/></svg>",
    "mask_w": 264,
    "mask_h": 264
}]
</instances>
